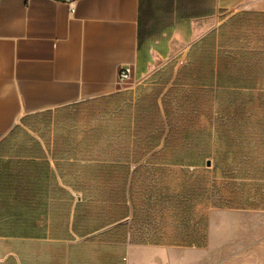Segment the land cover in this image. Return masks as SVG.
I'll list each match as a JSON object with an SVG mask.
<instances>
[{
	"label": "crops",
	"instance_id": "1",
	"mask_svg": "<svg viewBox=\"0 0 264 264\" xmlns=\"http://www.w3.org/2000/svg\"><path fill=\"white\" fill-rule=\"evenodd\" d=\"M262 226L264 0H0V264H207Z\"/></svg>",
	"mask_w": 264,
	"mask_h": 264
},
{
	"label": "rangeland",
	"instance_id": "2",
	"mask_svg": "<svg viewBox=\"0 0 264 264\" xmlns=\"http://www.w3.org/2000/svg\"><path fill=\"white\" fill-rule=\"evenodd\" d=\"M132 84L130 82L122 87ZM209 182L211 183V180ZM211 185L215 201L223 202L226 197H230L227 193L231 190V180H213ZM256 197L259 198L258 195ZM260 197L262 199V194ZM253 234V231L245 230L243 236L237 237L236 232L227 230L225 237L228 240L212 245L207 264H264V227L259 228L254 236Z\"/></svg>",
	"mask_w": 264,
	"mask_h": 264
},
{
	"label": "built area",
	"instance_id": "3",
	"mask_svg": "<svg viewBox=\"0 0 264 264\" xmlns=\"http://www.w3.org/2000/svg\"><path fill=\"white\" fill-rule=\"evenodd\" d=\"M133 81L132 68L130 66H124L119 69L117 83L120 86H124Z\"/></svg>",
	"mask_w": 264,
	"mask_h": 264
}]
</instances>
